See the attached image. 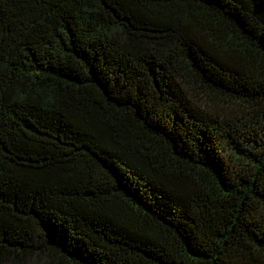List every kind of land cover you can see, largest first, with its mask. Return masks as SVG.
Segmentation results:
<instances>
[{
    "label": "trees",
    "instance_id": "16d2710c",
    "mask_svg": "<svg viewBox=\"0 0 264 264\" xmlns=\"http://www.w3.org/2000/svg\"><path fill=\"white\" fill-rule=\"evenodd\" d=\"M0 264H264V0H0Z\"/></svg>",
    "mask_w": 264,
    "mask_h": 264
}]
</instances>
